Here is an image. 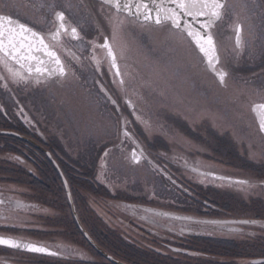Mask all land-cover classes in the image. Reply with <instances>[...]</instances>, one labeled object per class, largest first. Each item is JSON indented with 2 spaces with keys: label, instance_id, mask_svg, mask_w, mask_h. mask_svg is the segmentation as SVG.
Returning a JSON list of instances; mask_svg holds the SVG:
<instances>
[{
  "label": "rangeland",
  "instance_id": "374dc122",
  "mask_svg": "<svg viewBox=\"0 0 264 264\" xmlns=\"http://www.w3.org/2000/svg\"><path fill=\"white\" fill-rule=\"evenodd\" d=\"M49 1L51 2L49 6L50 13L56 8L68 9L72 18L76 19V16L78 17V22L74 21L82 25L84 29L91 24L90 16L85 15L87 7L83 5L84 3H81V0ZM250 9L251 7L248 4L243 3L241 5V3H235V0H233L232 7L229 10L231 15L214 30L215 34H218L217 40L225 62H227L228 58H235V53L232 52L234 47L232 29L237 22V19L233 18L234 13H238L240 20L241 18L245 19L243 26L245 27L247 39V52L253 55L256 60H260L264 54V24L262 26L263 33H258L255 30L257 22L253 23L254 18L252 19L249 14ZM116 20L123 21V27L112 41H114L119 57L125 63L126 70L132 73L134 77V79L129 81V95L132 101L146 115V118H141V120L147 123H142L141 120H138L143 124L142 128L137 126L134 120L131 122V129L133 128L132 130L139 136L140 139H138L141 142L150 143L161 141L160 139L165 136L170 142L163 141V144L162 142L158 143L163 150L172 148L173 153L169 154L171 157L178 153L187 156L191 154L192 157L197 159V164L205 169L241 178H250L254 180V184L245 189L247 192L244 191V194L236 193L235 197L227 194L228 191L225 192L226 190L217 191V194L211 189H207V187L202 189L199 175L194 176L190 173H186V178L181 177L183 182H178L175 188L169 181L157 175V171L149 166L148 162L142 165L130 163V144L125 142L118 143L122 140V134L119 131L121 117H115L110 112L107 107L110 103L103 99L104 93L100 85L95 82L96 76L94 73V80L90 78L91 80L85 84L79 83V81L74 79V84L70 82L71 84H67L65 87L50 86L49 97L45 100L43 107L36 108L34 111L38 112L41 121L46 120L45 122H48L54 131H60V133L58 132L60 137L64 140L69 151L75 156L80 155L83 159H89L95 149L101 151L102 147L111 146L107 151L109 155L102 158L106 162V166L102 168L100 162L98 167V179L102 183L111 185L114 190H120V197L130 203L196 217L257 220V226H244L257 231L255 236L252 234V238L245 237L247 235L250 236L248 233L240 236L230 233L224 234L236 237L238 242L241 239L248 240L243 247L232 246V248L228 249L229 251L225 252L228 246L222 243H219L218 246L208 243L202 244L213 247L215 252L222 253L228 258L231 257L230 255H238V253L242 256L250 255L249 261L244 263L253 264V260L264 258V203L252 200L254 199L252 196L264 197V169L261 171L262 168H256L246 163L238 154L239 152L253 159L254 162L264 165V132L259 131L257 119L250 113V109L244 106L245 102L242 104L243 107L234 103L236 100L233 94L235 90L233 87L237 85L241 96L249 95L245 88L242 89L241 85L243 80L246 79L244 85L249 87V84H246L250 77L249 74H245L244 77L241 76L240 78L237 76V79H241L239 81L240 84L235 83L232 86V83H229L226 86L227 91L224 96V90L217 91L220 83L216 78L209 76L211 77L210 81L205 78V65L202 63V54L194 50V45L188 40L170 36L168 33L157 29L158 32H151L150 40L146 41L143 38L146 39L145 33H148L149 26L113 15L111 18L112 27ZM103 56L104 53L98 50L97 57L100 61ZM258 75L259 78L264 77V72L258 73ZM70 77L73 78V75H70ZM125 79H128V77L125 76ZM257 86L258 88L253 91L256 95L255 98L259 100L264 98V87H261L259 81H257ZM133 88L139 95L131 94ZM118 90L119 96L124 98V93L120 89ZM228 91H231V93L229 94ZM9 100L13 102L12 99ZM115 110L116 105H114ZM173 111L184 114L190 119L192 126L187 127L184 123L177 122L176 124L171 121L170 112ZM128 119L130 120V118ZM207 124L218 129L220 137L215 132L217 130L214 127V129L211 128L212 130L206 131ZM6 126L10 125L7 124ZM127 127L129 128V126ZM230 131L236 138L239 145L238 149L233 144V136ZM146 134L149 136L147 137ZM19 137H21V134ZM180 149L186 152H180ZM190 178L194 181L189 180ZM257 178L261 180H256ZM208 182H211V180L206 179L203 181V183ZM189 186L198 189L195 195L194 190L192 191ZM228 186L230 187V185ZM83 191L85 189L80 192ZM98 193L97 199L100 200L99 195L102 197L103 195L100 194V191ZM189 193L193 194L194 197H190ZM48 199L50 204L53 203V209L49 213L53 220L49 221L48 224L42 223L43 227H47L50 233L34 234V239L52 242V246L65 252L72 260L84 258L85 252L82 251L83 249L87 254L93 255L96 258L95 260H98V263L94 264H112L106 257L98 256V252L93 250L95 248L87 243L89 239L85 234V238H83L73 230V232H70V236L65 235V230H63L65 225L60 219H63L68 214L67 209L64 211V204L62 207L58 205L60 201L57 192H54L53 195L50 194ZM204 200H208L215 206L213 208L206 207L203 203ZM77 203L80 214L85 218V210L80 200ZM204 208L205 212L202 211ZM2 213L5 214L6 212L2 211ZM10 214L11 218L2 219L1 222L22 225L24 222H29V220L33 219L31 215L21 211H13ZM39 214L42 215L41 213ZM55 218L57 219L56 222ZM125 218L127 217L125 216ZM133 219L136 222L138 221L135 217ZM36 220L38 219L34 217L35 222ZM85 221L89 228H86L87 231L96 229L97 221H90L87 217ZM206 223L209 222H205V225ZM207 228L215 227L207 226ZM163 230L164 228L161 227V231H159L163 233ZM53 237L59 240H52ZM110 241L111 246H108L110 251H107L113 256L114 254L118 255V259H127V255L118 249L117 240L113 238ZM154 246L166 253L170 252L169 249L165 251L166 248L163 246L158 247L157 244H154ZM77 248H80L82 252L79 253ZM142 248L144 249V247ZM14 255L25 263L30 258L27 255L11 251L6 252V250L0 249V264H4L2 257L11 258ZM116 256L114 257L117 259ZM210 257L216 258V256ZM33 258V260H30L31 264L78 263L65 261L57 257L50 258L49 262ZM226 258L222 257V259ZM155 262L156 260L150 261L149 264H155ZM257 264H264V262Z\"/></svg>",
  "mask_w": 264,
  "mask_h": 264
},
{
  "label": "flooded vegetation",
  "instance_id": "af4514ba",
  "mask_svg": "<svg viewBox=\"0 0 264 264\" xmlns=\"http://www.w3.org/2000/svg\"><path fill=\"white\" fill-rule=\"evenodd\" d=\"M101 2L102 1L100 0H81V3H84L83 5L87 7L86 8L87 13L85 15H89L92 21L91 24H89L87 28L84 29L82 25L76 23L78 22L77 21L78 17L76 16V19L72 18L70 16L68 9L56 8L52 13H50L49 6L51 2L49 0H0V14L11 15L14 20H18L21 23L28 24L29 27H32L35 31H38L41 34H47L49 32L55 31L56 28L55 12L63 11L65 13L67 27L68 28H71L73 26L77 27L78 31L80 32V35L83 37V42H80L72 39L70 35H62L61 40L63 41V43L61 45H58V54L60 55L61 60L64 62L65 66L68 67L72 73H74L73 78L70 77L71 75L70 74L69 77L64 80H56L53 77L51 80H49L48 83L42 85H36L33 83L31 86H25L23 83L16 85L9 82V89H4L3 87H0V105L3 106L2 110H0V134H2L4 131H13L18 134L6 133V132H4V134L17 135L18 137L21 134V138H24L26 140L24 146L14 144L15 146H18L19 149L17 150L16 148H14L12 149L13 151L6 150L7 145L5 143L4 144L0 143V198L11 200L13 202V204H6L4 206H0V235L10 236L17 239L45 245L61 254L59 256H49L40 253L24 251L21 249L7 248L0 245V249L6 250V252L11 251L14 253L27 255L28 257H30L27 259L26 261L27 263H25V262H21L19 258H17L18 256L16 257L14 255V257L11 258L4 256L2 257V261L4 264H6L7 262H10L11 264H31L30 260H33L34 259L33 257L45 262H49L50 258L57 257L62 260L73 263H77V262L81 264L98 263V260H95L96 258L93 255L87 254V252L83 249L82 251L85 252L84 253L85 256H83L84 258L81 259L79 258L80 261L72 260L66 255L65 252L52 246L53 244L52 242H45L38 239L37 240L34 239L35 238V236L33 235L34 231L40 230L39 232L45 231L46 234L50 233L47 227H43L42 222H40L39 220H36V222L34 221V215H36V218L38 217V219H40L42 218V216L50 215L49 213L53 209L52 205L50 204V200L48 199V196H50V194L53 195L54 193L48 191L45 192L44 193L45 199L42 200L40 198L42 195L39 194L38 192H34V189L32 187L33 186L32 181L34 179H38L41 181L43 178L44 181H48L49 179V174L48 175L46 174L47 170L49 169V166L41 165L40 161L43 160L45 161L44 163H48V161L50 160L58 170L62 182L64 184L62 174L59 171L57 165L54 163V160L58 162L61 170L66 176L63 166L64 163H67L68 161L65 159L64 152L68 151L70 154H72L67 148L64 140L60 137L59 134L60 131L57 130L59 133L54 131L52 126H50L48 122H45L46 120L41 121L38 112L34 111V109L36 108L38 109L43 107L45 100L49 97L48 93L50 92V86L65 87V85L71 84L70 82L73 83L74 79L79 81V83L82 82L85 84L89 80H91L90 78L94 80L93 76L95 74L96 76V77L94 76L96 78L95 82H97V85L98 84L100 85L101 90L104 93L103 99L107 100L110 103L107 106L110 109V112L115 117L118 116L123 117L126 118V120L130 118V120L129 119L127 120L128 121L127 126H129L128 129L131 132V138H127L122 135V140L119 141L118 143L120 144V142L123 143L125 142L126 144H130L131 152L134 149H137L139 152H141L142 156L145 158L144 161L139 163V165L148 162L149 166H151L153 169L157 171L156 172L157 175L161 176L166 181H169L170 184H172L175 188L178 182L180 183L183 182L182 180L183 178L181 177L184 178L187 177L186 173H190L194 176L199 175L202 189L207 187V189L209 190L210 189L212 191L213 189L216 190V193L217 191L220 190L223 191L226 190L225 192L228 191L227 194L234 197L236 193L244 194V191L247 192V190L245 189L248 186H252L254 184V180L250 178H241L238 176L228 175L225 173H218L210 169H205L204 167L199 166L197 164L198 163L197 159L192 157L191 154L187 156L178 153L177 155L171 157L169 154L173 153L172 148L163 150L160 148L159 143L153 145L144 141L141 142L139 140L140 139L139 136L135 134V132L132 130L133 128L131 129L132 127L131 122L134 120V123L142 128L143 124L137 120L136 116L140 115L141 118H146L145 113L134 103V101L133 103L136 106V112L133 113V109L125 103V96L123 98L118 94L119 88L117 84L113 82L115 70L114 69L112 71L109 70V63L107 59L104 58V56L103 59L100 61L99 70H97L95 62L90 60L91 49L89 47V42L95 40V42L99 44L103 42L102 38L106 37L109 39V43L112 44L113 48L115 49L114 41H112L111 38V33H112L111 18L113 17V15L121 16L128 21L129 20L135 21V19L129 16L127 13L121 12L117 14L115 12V9L109 7L108 5H104L103 9H101ZM232 3L233 0H228L229 10L232 7ZM235 3H239V4L241 3V5L244 3V4H248L251 7L249 14L251 15L252 19L254 18L253 23L257 22V26L255 27V30L258 33L259 32L263 33L262 26L264 24V0H235ZM101 10H103V12H101ZM229 10L228 13L222 18V20H220L217 23L216 27L222 24L225 21V19L229 15H231L229 13ZM238 16H239L238 13L233 14V18L235 17L237 20L239 19ZM244 20H245L244 18H241L240 21L243 23ZM147 26H149V30L148 33H145L146 39L143 38V40L146 41L150 40L151 32L153 33L158 32L157 27L153 25H147ZM5 27L6 28L8 27L7 22H5ZM215 28L213 29V31L215 30ZM214 35H216V38L218 39L217 37L218 34H215L214 32ZM243 37L245 40V46L242 50H240L239 54H235V58H234L235 61L233 58H228L227 62H225L223 56L221 55V59L225 63L227 67L226 70L228 71L229 75L226 78V85L220 84V87L217 88V91L224 90L223 95L225 96L226 95L225 93L227 91L226 86H228L229 83H232V86H234L235 83L237 84L241 80V79H237V76L240 78L241 76L244 77L245 74H249L250 77L247 81L248 83H246L249 84V87L244 85L246 79H244L243 82L241 83L243 87L241 88L242 89L245 88L246 89L245 91H247L249 95L241 96L239 92L240 90L237 89V85L234 86L233 87V89H235L234 93L232 92L234 94V99L236 100L234 101V103L239 104L243 107L242 104L243 102H245L244 106L250 109L251 111L250 113H252L256 117L258 124H260L257 111L253 110V105L264 103V98L257 100L255 98L256 95L253 90L258 88L257 81L260 82L261 87H264V77L261 78L258 77L259 76L258 73L264 72V54L260 60H256V58L253 55L247 52V39L245 35L244 26H243ZM118 62L121 71L127 73L128 71L125 68V63L122 60V58L119 57V55H118ZM204 69H205V78L207 80L210 81L211 77L209 76L215 78V76L210 71H208L205 67ZM228 92L229 94L231 93V91ZM109 97L117 101V103L115 104L116 105L115 111H114V104H112L111 99H109ZM9 99H12L13 102L10 101ZM260 111H264V110H260ZM170 116H171V121H173L176 124L177 122H181L184 123L187 127L191 125L190 119L187 118L184 114H180L176 111H173L170 112ZM7 124L10 126H6ZM213 127L212 126L210 127L209 124H207L206 131ZM196 130L198 131V129ZM215 130H217L215 132L220 135V131L216 128ZM230 133L233 136V144L238 149L239 145L236 141V138L234 137L231 131ZM146 136L148 137L149 135L146 134ZM161 139L170 142L167 138H165V136L162 137ZM8 146H11V144H9ZM110 148L111 146L106 147L101 151H99V153L98 150L95 149L94 152L91 154L92 156L89 159H85V158L83 159L80 155L75 156L72 154V156H74V159L82 164L93 165L96 162L97 168H96L95 179H97L101 184L107 186V188L109 189V192L107 194H102L103 197L99 195L100 200L97 199L98 196L96 195V193L93 192L90 193L89 191L80 192L83 193V195L88 194L89 199L87 202L89 206H87V208L92 209L95 213V216H100L102 220L105 222L106 227L109 226L110 229L118 231L120 236L125 238L127 242L133 245L149 248L151 250H156L157 252H160L159 254L161 255L163 254L164 256L171 257L175 262H179L182 260H190V258H193V256L198 255L193 253L179 254L178 252H185L190 249L186 244H183L182 242L186 240L187 236L190 233L200 232L205 234V223H199V222L194 223L189 221L178 220L176 218L167 217L162 214L163 211L165 212H171V211L161 210L158 208L149 207L141 204L130 203L127 200L120 197L121 196L120 190L116 191L111 185L102 183L98 179V175H99L98 167L100 166V162L104 157V152H107ZM168 150L170 153L168 152ZM180 150H181L180 152H186L182 149ZM48 152L52 154V157H50ZM244 160H248L250 162L256 163L254 162L253 159L249 157H247ZM38 162L40 164H38ZM41 166H43V168ZM43 172H45L44 175H42ZM206 179L211 180V182L203 183V181H205ZM189 180H192V178H190ZM256 180H261V179L257 178ZM26 182L29 183L27 184ZM228 185H230V187ZM189 187L190 189L192 188L191 189L192 191L194 190V195H195L198 189L194 188L193 186H189ZM65 192L68 202L70 204L71 211L73 213L72 205L69 201L66 188H65ZM72 194L74 197V202L76 205L77 212L79 214V205L77 201L80 200L81 204H83L82 199L78 195V199L76 200L73 191ZM188 195H190V197H194V195L191 193H189ZM18 196H20L21 198ZM252 197H254V199H252L253 201H259L261 203H264V197L258 195ZM15 202H19L21 207L19 208L14 207L13 205ZM203 203L204 204L206 203L205 204L206 207L208 206L213 208L215 206V204L209 202L208 200L206 201L204 200ZM146 208L157 210L159 211V213L155 211H149ZM2 211L6 213L3 214ZM13 211H21L22 213L25 212L31 215L33 219L29 220V222L28 221L24 222V224L22 225L1 222L2 219L11 218L10 213ZM202 211L205 212V208ZM39 213H41L42 215H40ZM125 216L127 218H125ZM134 217L137 218L138 220L137 222L135 219H133ZM257 224L230 223L227 225H221L224 226L222 228L223 230L221 231L224 232L226 231L230 234L234 233L237 235H243L245 233L255 234V230L248 229L247 227L244 226L247 225L257 226ZM3 227H7L12 230L19 229L20 232H15L12 230L10 231L3 230L2 229ZM161 227L164 228L163 233L160 232ZM39 232H35V233H39ZM91 236L102 249H104L106 252L109 251L108 249H105L103 247L104 243L102 241L105 242V240L101 241L100 239L94 237L93 235ZM52 240H57V239L56 237H53ZM110 240L112 239L109 238L107 242H111ZM88 241L93 246V248H95L94 251L98 252L99 257L104 256L108 259V261L110 260L111 263L117 264L111 259H109L102 251H100L93 243H91L90 240ZM154 244H157L158 247L163 246L166 248V250L165 248H163V250L167 251V249H169L170 252L166 253L160 249H157V246H154ZM77 250L79 251V253L82 252L80 248H77ZM99 252H101L102 255L99 254ZM135 256H136L135 258H139V259H146V258L150 259L151 257L150 254L148 255L136 254ZM118 260L128 263L123 259H118Z\"/></svg>",
  "mask_w": 264,
  "mask_h": 264
},
{
  "label": "snow or ice",
  "instance_id": "6c2138e0",
  "mask_svg": "<svg viewBox=\"0 0 264 264\" xmlns=\"http://www.w3.org/2000/svg\"><path fill=\"white\" fill-rule=\"evenodd\" d=\"M108 5L115 9L117 14L124 12L133 17L142 25H153L173 37L188 40L194 45V50L202 54V63L210 71L221 85H226L229 73L225 63L221 59L220 44L214 35V27L217 22L228 13V0H102L101 9ZM203 18V19H202ZM7 22L8 27H5ZM56 28L54 32L41 34L29 27L26 23L14 20L11 15L0 14V87L9 89V82L19 85L31 86L33 83L42 85L48 83L53 77L56 80H64L74 73L65 66L58 54V45H61L62 35H70L74 40L83 42L77 27H66V17L63 11L55 12ZM123 27V21L116 20L112 27L111 38L114 40ZM234 47L232 52L239 54L245 46L243 37V23L238 19L234 24ZM103 42L97 44L89 42L91 49L90 60L95 62L99 70L100 60L97 51L104 53V58L109 63V70L114 71V83L125 95V103L136 112V106L129 95V81L134 79L132 73L122 72L117 63L118 55L109 39L102 38ZM122 55V52H121ZM127 75L128 79H125ZM34 77V78H33ZM132 95H139L133 88ZM111 99V97H109ZM116 104L115 99H111ZM3 106L0 105V110ZM253 110H264V103L254 104ZM141 120V116H136ZM119 131L124 137L131 138V132L126 118L121 117ZM142 123H147L141 120ZM259 131L264 132V119H261ZM108 152H104L107 157ZM143 158L142 153L135 150L130 157V163L139 164ZM102 168L106 166L101 161ZM13 204L11 200L0 198V206ZM14 207H21L15 202ZM0 245L13 249H26L34 253H46L49 249L22 240L0 236ZM51 255L57 253L51 252Z\"/></svg>",
  "mask_w": 264,
  "mask_h": 264
},
{
  "label": "trees",
  "instance_id": "16d2710c",
  "mask_svg": "<svg viewBox=\"0 0 264 264\" xmlns=\"http://www.w3.org/2000/svg\"><path fill=\"white\" fill-rule=\"evenodd\" d=\"M218 136H219V134H218ZM160 140L161 141H158V142H162V144H163L164 140L163 139H160ZM158 142L154 141V142H150V144L156 145ZM0 143H3V144L5 143L7 145V148H10V149L6 148V150L13 151L12 149H14V148H16L17 150L19 149L18 146H15L14 144L24 146L26 143V140L24 138H21V137L12 135V134H0ZM9 144H11V146H8ZM235 148H236V146H235ZM237 152H238V150H237ZM98 153H99V150H98ZM238 154H239L241 159L247 158L245 155H242L239 152H238ZM64 155H65V159L68 162H70V163H68V162L64 163L63 168H64V172L68 178V181L70 183L71 189L75 195V199L77 200L78 195H79L83 201L82 207L86 211V212L84 211V214H86L85 216L90 221L95 220L98 222V225H95L96 229H90L88 231L90 232L91 235L100 239L101 241L105 240V242L102 241L104 243L103 247L105 249H108L109 251H110V249H109L110 247H108V246H111V243L107 242V241L109 238H111V239L115 238L117 240L118 249L123 254L127 255V259L123 258V260L127 261L128 263H130V264H149L150 261L156 260L155 264H249V263H244V262L249 261V259L251 257L250 255H246V256L243 255L242 256L241 254L238 253V255H230L231 257L228 258V256H224L222 253L215 252L213 250L214 249L213 247L208 246V245L205 246V244H207V243L208 244H214L216 246H218L219 243H222L223 245L228 246L225 250V252H227V251H229L228 249L232 248V246H236V247L240 248V247H243L244 243L248 242V240H246V239H244V240L241 239V241L238 242V239L236 237H233V236L230 237V236L224 235L226 233L227 234H229V233L226 231L225 232L221 231V230H223L222 227H219V225H214V224H206L205 225V234L200 233V232H192L187 236L186 240L182 241L183 244H186L190 249L185 251V252H178L179 254H190V253L198 254V255L193 256V258H190V260H182L179 262H175L171 257L164 256L163 254L161 255V254H159L160 252H157L156 250H151L149 248L143 249L142 247H138L136 245H133V244L127 242V240L125 238L120 236L118 231L110 229L109 226L106 227V224L102 220V218L100 216H95L94 211L90 208H87V206H89V204L87 202L89 199L88 194L83 195V193H80V191L82 189H85V191H89L90 193H92V192L96 193V195L99 194L98 191H100V194H107L109 192V189L107 188V186H105L104 184H101L97 179H95L96 168H97L96 162L93 165H85V164L80 163L79 161H76L74 159V156H72V154H70L68 151L64 152ZM244 161H246V163H249L253 167L262 168L261 171L264 169V165H262V164L253 163V162H250L248 160H244ZM40 162H41V165L49 166V169L46 172L47 175L49 174V179H48V181H44V178L42 179V181L38 180V179H34L32 181V184H33L32 187L34 189V192H38L39 194H41L42 196L40 198L42 200L45 199V196H44L45 192H47V191L52 192V193L57 192L58 197H59V201H60V204H58V205H60L62 207L64 204V206H65L64 211L67 209V212H68V214L65 215L63 217V219H60V221L63 222V224L65 225V227L63 229V230H65L64 231L65 235L70 236V232H73V230H74L80 235V237L85 238L84 232L81 230L74 214L71 211L70 204L68 202L66 192H65V186L62 182V179H61V176H60L58 170L56 169V167L53 165V163L50 160L48 161V163H44L45 161H43V160ZM38 164H40V163L38 162ZM41 167L43 168V166H41ZM6 173H8V172H6ZM44 173L45 172H43L42 175H44ZM26 183L28 184L29 182H26ZM54 190H56V191H54ZM213 191L216 193V190L213 189ZM259 203H261V202H259ZM51 205L53 206V203ZM58 208H59V206H58ZM79 214H80V212H79ZM34 217H36V215H34ZM80 217H81L82 222L86 226V228L89 229L87 227V223L85 221L86 217L84 218V216H82V214H80ZM37 219H38V217H37ZM38 220L40 222H44V223L48 224L49 221L53 220V217H51L50 215H47V216H42V218H40ZM54 220L56 222L57 219L55 218ZM207 226H212L215 228H207ZM2 229L7 230V231L12 230V229L7 228V227H3ZM12 231L20 232L19 229H16V230L13 229ZM39 231H34L33 235L38 234L35 232H39ZM39 233H45V231L44 232L42 231ZM232 234H234V233H232ZM248 234L250 236L247 235L245 237H251L252 238L253 235L255 236L257 234V231L255 230V234H253V235L251 233H248ZM221 235H224V236H221ZM87 243L90 244L89 241H87ZM202 243H205V244H202ZM99 254L102 255L101 252H99ZM136 254H142V255L150 254L151 257H150V259H148V258H146V259L137 258L136 259V258L131 257V256L136 257L135 256ZM235 254H237V253H235ZM210 256H216V258H212ZM116 257H118V255ZM222 257H227V258L222 259ZM247 258H248V260H247ZM120 259H122V258H120ZM112 264H114V263H112Z\"/></svg>",
  "mask_w": 264,
  "mask_h": 264
},
{
  "label": "water",
  "instance_id": "95a60500",
  "mask_svg": "<svg viewBox=\"0 0 264 264\" xmlns=\"http://www.w3.org/2000/svg\"><path fill=\"white\" fill-rule=\"evenodd\" d=\"M203 19V18H202ZM118 63V61H117ZM257 111V114H258V118H259V121H261V119H264V111H260V110H255ZM6 133H13V134H18L16 132H13V131H4ZM142 149V148H141ZM138 154H141V152H139L137 149H134ZM132 150V152L134 151ZM50 157H52V154L50 152H48ZM144 160V157L141 159V162ZM54 163L57 165V167L59 168V171L61 172L62 174V177H63V181H64V184H65V188H66V191H67V195H68V198H69V201L72 205V210H73V214L81 228V230L84 232L85 236L91 241V243H93L100 251H102L109 259H111L112 261H114L115 263L117 264H128L126 262H123L121 260H118L116 259L114 256H112L111 254L105 252V250H103L94 240L93 238L91 237V235L89 234V232L87 231L86 227L83 225L80 217H79V214L77 212V209H76V205H75V202H74V197H73V194H72V191H71V187H70V184H69V181L67 179V177L64 175L63 171L61 170L58 162L56 160H54ZM147 210L149 211H155L157 213H159V211L157 210H153V209H149V208H146ZM161 212V211H160ZM162 214L164 216H167V217H173V218H178V219H186V220H190V221H203V222H213V223H226V222H232V223H247V222H250L249 220H202V219H197V218H193V217H184V216H181V215H176V214H171V213H168V212H162ZM2 237H6V238H13V239H17V238H14V237H10V236H3V235H0ZM17 240H21V239H17ZM24 242H27V243H33V242H30V241H25V240H22ZM33 244H37V243H33ZM39 246H43V247H46L49 249V252H46V253H41V254H48V255H51L50 253L51 252H55L58 254V252H56L55 250L45 246V245H41V244H37ZM5 246V245H3ZM8 247V246H6ZM21 250H25V251H28L26 249H23L21 248ZM30 252V251H29ZM56 254V255H57ZM264 262V258H258V259H255L253 260V263H263Z\"/></svg>",
  "mask_w": 264,
  "mask_h": 264
},
{
  "label": "bare ground",
  "instance_id": "6f19581e",
  "mask_svg": "<svg viewBox=\"0 0 264 264\" xmlns=\"http://www.w3.org/2000/svg\"><path fill=\"white\" fill-rule=\"evenodd\" d=\"M167 142V141H166Z\"/></svg>",
  "mask_w": 264,
  "mask_h": 264
}]
</instances>
